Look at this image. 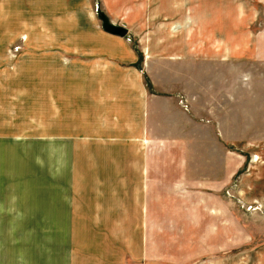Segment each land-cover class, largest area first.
Here are the masks:
<instances>
[{
  "label": "rangeland",
  "instance_id": "obj_1",
  "mask_svg": "<svg viewBox=\"0 0 264 264\" xmlns=\"http://www.w3.org/2000/svg\"><path fill=\"white\" fill-rule=\"evenodd\" d=\"M0 264H264V0H0Z\"/></svg>",
  "mask_w": 264,
  "mask_h": 264
},
{
  "label": "crops",
  "instance_id": "obj_2",
  "mask_svg": "<svg viewBox=\"0 0 264 264\" xmlns=\"http://www.w3.org/2000/svg\"><path fill=\"white\" fill-rule=\"evenodd\" d=\"M87 5H88V3H86V7H85L86 11H85V13H88V10H89ZM40 7L42 8V6H40ZM39 13H46L45 12V7H43V9H41V12H39ZM57 13H60V12H57ZM77 17H78V15L75 16V18H77ZM90 18H92V17H90ZM82 28L83 27H78V32L82 31ZM83 29H85V28H83ZM82 33H85V34H83V37H87V39L91 41V42L90 41H88V42L92 44V45L86 46L85 49H90V46H91L92 48H96V49H100L101 50L102 53H99V55H98L99 56V60L98 61L101 64H103V65L109 64V62H107L106 60H108V61L114 60L111 57V55H109V51L110 50L118 52V53H122L125 56L133 55L134 51L131 50V47L126 42L125 37H122V36L116 35V34L114 35L112 33L105 32L104 30H99L96 27L92 28V29L91 28H87ZM110 40H113V41H110ZM110 42H112V43H110ZM159 98H160V100L153 101L152 109H154V110L152 111V114H151L152 116H150L149 123H148L149 125L146 124V122H145V126L143 127L144 130L148 129L150 124H153V126H155L154 123H153V117L154 118L155 117H161V114L165 113L166 109L164 110L163 109L164 107H160L161 104H164V103L166 104V106H168V108L171 107V108H176L177 110L180 109V112H182V114L185 117H187V119L189 121H195L196 122V118L194 117L195 115H193V111L183 109L182 106H180V104L177 103L176 99H172L169 96H161ZM134 120L136 121L137 118H135ZM97 129L99 130L100 128L97 127ZM131 130H132L131 124H127V126L125 127V131L123 130L124 131L123 136L124 137H125V135L128 136L129 133L131 132ZM211 131L213 132L218 145L221 146L222 145V137L219 134L218 129L215 126H213V127H211ZM117 135H119V134H117ZM120 135H122V134H120ZM138 137H140V136L134 135V145L135 146H139V144L136 141L138 139ZM152 142L149 143V141H148L146 146H152V147H154L153 148L154 151H157V147L159 146L158 143L156 141H152ZM230 152H231L230 154H225V162H226L225 166L229 169V172H228L229 175H231L235 171V169L238 168L239 164H241V162L243 160V156H242V158H240V162L238 163L237 154L232 153V151H230ZM130 160L133 162L134 169L136 171L139 170V173L141 171L145 172V170H146V172H149L150 159L145 156V153L141 154V155H133ZM209 176L210 175H208V177ZM198 185H199V183H198ZM201 185L202 186H206L205 184H201ZM178 186L184 188L183 182H180V181L177 182L176 187H178ZM212 202L216 203L217 199H215V201H212ZM216 204L217 205L214 204L212 206V210H213L212 213H213V220H214V224L213 225H214V227L218 223L220 224L221 222H223V220H221L222 217L219 214V213H221V212H219V209L220 210H225V209L228 210L225 207H224V209H222L221 205L218 206V203H216ZM217 216H220V220L216 218ZM228 224H229V231H231L232 220H228ZM226 227H227V224H226Z\"/></svg>",
  "mask_w": 264,
  "mask_h": 264
},
{
  "label": "water",
  "instance_id": "obj_3",
  "mask_svg": "<svg viewBox=\"0 0 264 264\" xmlns=\"http://www.w3.org/2000/svg\"><path fill=\"white\" fill-rule=\"evenodd\" d=\"M100 18L102 19L103 29L109 33L125 36L128 32V28L124 25H118L112 23L105 15L100 14Z\"/></svg>",
  "mask_w": 264,
  "mask_h": 264
}]
</instances>
